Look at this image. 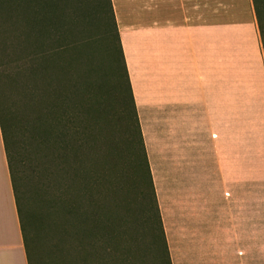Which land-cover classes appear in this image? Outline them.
Listing matches in <instances>:
<instances>
[{"label":"crops","instance_id":"obj_1","mask_svg":"<svg viewBox=\"0 0 264 264\" xmlns=\"http://www.w3.org/2000/svg\"><path fill=\"white\" fill-rule=\"evenodd\" d=\"M110 2L169 257L173 245L189 254L171 264H264L254 245L224 243L225 227L238 230L240 193L254 218L264 185V57L251 0ZM0 264H30L1 130Z\"/></svg>","mask_w":264,"mask_h":264},{"label":"trees","instance_id":"obj_2","mask_svg":"<svg viewBox=\"0 0 264 264\" xmlns=\"http://www.w3.org/2000/svg\"><path fill=\"white\" fill-rule=\"evenodd\" d=\"M6 2L8 9L11 4L17 42L23 45L28 60L26 78L29 118L22 126L29 128L41 146L45 160L43 177L47 184L44 192L54 191L55 208L61 217V242L69 238L70 220L75 219L83 223V228H80L82 241L84 238L88 240L89 237L96 236L99 243L105 245L111 241L117 250L126 254L122 238L124 219L114 211L107 212L102 201L92 194L95 188L98 191L100 186L106 191H112L114 183L109 169L112 145L105 142L98 130V119L104 113L102 93L100 85L93 78L94 71L89 59L87 60L84 55L82 25L87 20L99 19L106 8L111 34L105 50L113 63L112 73L116 84L121 91L126 92L128 108L134 119L142 152L141 166L144 169L150 205L158 223L159 250L164 260L163 264H171L110 0H95L93 5H89L86 0H6ZM251 2L264 57V0ZM62 61L70 68V78L66 77L69 75L68 71H65V76L62 75L60 66ZM48 69L50 73L47 72ZM40 80H43L42 86ZM0 130L10 181L15 192L26 256L30 264H33L26 235L29 219L26 216L23 219L25 213L22 177L17 169L18 162L12 155L15 141L9 140L8 137L9 113L1 95ZM57 143L60 147L56 148ZM58 149L63 154L59 164L55 156ZM66 151L70 152L69 156L66 155ZM89 153L92 160L84 156ZM64 157L72 159L67 160L76 169L75 171L72 168L74 176L78 173L81 177L74 198H69V191L76 182L71 179L68 183H63L61 180H64L63 174L66 173L62 165ZM90 168L93 172L92 179ZM33 183L34 181L28 178V191L32 197L38 198V191L36 192ZM83 207L85 208L82 209ZM99 243L96 242V249H104ZM77 264H86L85 259L77 257ZM121 264H127L125 258L121 260Z\"/></svg>","mask_w":264,"mask_h":264},{"label":"rangeland","instance_id":"obj_3","mask_svg":"<svg viewBox=\"0 0 264 264\" xmlns=\"http://www.w3.org/2000/svg\"><path fill=\"white\" fill-rule=\"evenodd\" d=\"M94 1L86 0L89 5H93ZM10 7L8 9L6 0H0V95L4 98L9 113L8 137L15 141L12 155L18 162L17 169L22 177L23 219L25 216L29 219L26 235L33 264H77V257H83L86 264H121L124 258L127 264H163L157 238L158 223L150 205L134 119L128 108L126 92L118 88L112 73L111 57L105 50L111 34L106 8L99 19L87 20L82 25L84 55L89 59L94 71L93 78L100 85L102 93L104 113L98 119V130L105 142L112 145L109 160L110 176L114 183L112 191H106L100 186L92 194L102 201L107 212L114 211L124 219L122 238L126 254L117 250L111 241L105 245L99 243L96 236L82 241L80 228H83V223L75 219L70 220L69 238L61 242V217L55 208L54 191L44 192L47 184L43 177L45 160L41 146L29 128L22 126L29 118L26 78L28 60L23 45L17 42L16 25L13 24V11ZM60 66L63 76L65 71L69 74L70 68L66 62L62 61ZM47 72L50 73V69ZM66 77L70 78V74ZM39 83L42 86L43 80ZM57 147H60L59 143ZM61 152L60 149L55 151L58 164L63 156ZM69 154L66 151V155ZM84 156L92 160L90 153ZM67 159L69 158H63L62 165L66 173L63 174L64 180H61L63 183H68L71 179L76 182L69 191V198H74L81 177L78 173L74 176L72 168L76 169ZM90 171L92 179V168ZM28 178L34 181L38 198L32 197L28 191ZM251 199L250 205L246 204L244 208V198L240 193L241 216L238 230L234 228V234H231L225 227L224 243L254 245L256 258L264 259V185H256L254 218ZM83 204L85 205V201ZM231 236L232 239L229 238ZM96 242L103 245L104 249L97 250ZM188 255L183 252L182 247L177 250L173 245L170 257L184 259Z\"/></svg>","mask_w":264,"mask_h":264}]
</instances>
